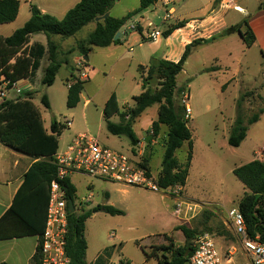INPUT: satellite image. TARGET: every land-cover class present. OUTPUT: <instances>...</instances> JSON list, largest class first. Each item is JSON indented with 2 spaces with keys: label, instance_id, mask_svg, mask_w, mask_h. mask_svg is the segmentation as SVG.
<instances>
[{
  "label": "rangeland",
  "instance_id": "374dc122",
  "mask_svg": "<svg viewBox=\"0 0 264 264\" xmlns=\"http://www.w3.org/2000/svg\"><path fill=\"white\" fill-rule=\"evenodd\" d=\"M137 1L130 0L128 4L131 6ZM22 4L20 17L14 24L19 28L25 24L30 7L25 0ZM239 4L241 10H231L227 14L228 29L244 21L249 23L253 16L264 10V0H240ZM156 8L149 15L156 25L163 28L161 20L154 15L158 12L162 15V5L159 3ZM202 12L192 16H199ZM122 14L123 6H114L111 15L120 17ZM94 28V22L88 24L76 35L65 39L63 45L66 44L67 49L76 47L79 41L89 37ZM11 29L2 28L1 34ZM245 29L247 26H244ZM163 39L149 41L148 44L160 47ZM121 45L115 56L104 48L93 46L88 55L89 63L84 65L78 64L76 54L66 53L63 57L68 58L69 63L62 65L52 86L43 85L39 73L35 82L36 91L32 92L33 103L41 112L45 126L50 128L55 120L61 123L71 120L73 123L59 138L61 151L74 136L87 133L103 146L131 155L130 140L110 134L104 118L113 94H116L121 111H127L134 105V96L142 92L135 53L130 49L138 48L128 43L126 38H122ZM72 72L89 76L85 80L83 98L75 108L67 106V79ZM180 89L189 91L193 111L188 122L192 131L193 161L186 191L181 192L180 198L198 205L195 217L188 221L176 218L173 215L176 197L169 192L125 187L117 183L113 185L111 183L114 182L86 175L76 176L77 206L86 198L89 200L84 205L86 210L106 204L125 212L115 216L97 212L87 220L85 234L90 242L87 249L90 264H159L155 257H148L147 254L153 251L160 257L170 256L163 247L170 244L174 248L183 246L185 237L178 230L180 226L196 230L197 235L209 233L223 253L235 246L239 254V238L233 231L228 212L238 208L246 188L233 171L254 159L264 158V114L257 123L249 126L247 137L239 147L230 146L228 139L238 115L248 120L264 108V51L259 44L247 46L240 32L235 30L201 47L193 46L183 72L177 77L175 102L177 107L182 108ZM9 94L13 96L15 92ZM43 95L48 96L50 109L42 104ZM86 100H90L88 105H85ZM157 118L158 105H154L136 120L134 131L138 134L142 130L149 132L151 122ZM112 121L119 122V116L113 117ZM163 129L167 131L168 127L165 125ZM156 141L148 151L152 149L151 171L158 180L164 156L163 136ZM189 151L187 142L177 150L176 156L181 163L187 161ZM91 184L94 187L90 189ZM107 191L110 192L108 201ZM76 213H81L79 207ZM175 222L177 225L172 228ZM96 258L100 260L96 262Z\"/></svg>",
  "mask_w": 264,
  "mask_h": 264
},
{
  "label": "trees",
  "instance_id": "16d2710c",
  "mask_svg": "<svg viewBox=\"0 0 264 264\" xmlns=\"http://www.w3.org/2000/svg\"><path fill=\"white\" fill-rule=\"evenodd\" d=\"M118 0H80L70 9L62 19L53 15L44 14L36 6L31 5V17L26 23L16 29L10 36H0V85L1 77L7 80L18 82L33 78L40 68L42 58L47 55L49 64L44 71L42 84L52 86L55 83L57 74L62 65L68 63L61 59L60 45L53 40L54 36L64 39L76 35L81 29L98 17L109 14ZM158 0H140V7L127 14L121 19L109 15L102 21L96 22L95 30L89 37L77 43L67 54L76 51L86 57L93 46L109 47L118 44L121 39L115 40L118 33L134 17L141 15ZM220 2V0H218ZM20 11L19 0H0V25L14 22ZM182 25H173L165 29L164 37H169L175 29ZM244 26L247 29L244 30ZM235 30L240 32L247 46H252L256 37L248 21L235 28H229L225 32ZM142 34V28H139ZM44 34L48 38L47 47L35 44L28 48L32 35ZM210 40H197L195 43H208ZM194 44H191L193 46ZM190 45L181 59L176 63L166 59L153 57L148 65L138 67L142 82V92L134 96V105L127 111H121L117 104L116 94H113L111 102L104 112L106 128L114 136H125L132 144V152L140 143L133 124L150 107L158 105V118L152 122V135L158 137L163 126H167V139L162 161V169L158 176V183L161 188H167L180 184L185 186L190 174L193 158L192 131L188 126L189 120L185 118L184 108H179L175 102V91L177 89V77L184 69L187 61ZM73 84L68 90L67 106L75 108L81 101V94L84 91L85 80H81L72 72ZM182 90L180 89L179 92ZM34 93L23 92L17 99H5L0 103V142L17 151L35 158L37 161L29 168L25 175L24 182L16 196V200L5 216V219L12 214H18V201L26 194H31L37 199L43 196L44 215L38 224H32L30 230L21 233L9 234L0 233L1 238L25 236L28 234L41 235L44 231L47 217L50 184L55 179L57 167L54 164V156L59 150V138L66 128L65 123L52 121L50 128L44 126L43 117L39 109L33 103ZM45 108L50 109V101L47 95L41 98ZM264 114V108L259 109L248 120L238 115L232 126L228 143L232 147H239L246 139L249 126L257 123L260 116ZM119 116V122L111 121L113 116ZM189 144L187 161L181 163L176 152L185 143ZM151 154L143 157L141 166L147 167L150 171ZM233 173L246 188L244 196L239 202L238 208L243 214L249 236L264 239V160L254 159L249 163L237 167ZM66 192L68 202H75L76 188L70 178L60 181ZM97 212H105L111 215H124L125 212L110 205H98L91 209L83 210L80 214L69 213V229L67 234V254L70 264H88L86 260L88 243L85 236L87 220ZM185 237V244L174 248L172 244L163 247L170 256L160 257L157 253H148V257H155L159 264H186L188 258L194 251L193 242L196 239L197 231L185 226L178 227ZM100 260L98 258L97 262Z\"/></svg>",
  "mask_w": 264,
  "mask_h": 264
},
{
  "label": "crops",
  "instance_id": "0c3cea01",
  "mask_svg": "<svg viewBox=\"0 0 264 264\" xmlns=\"http://www.w3.org/2000/svg\"><path fill=\"white\" fill-rule=\"evenodd\" d=\"M79 1L80 0H25V3H29L30 7L31 5H36L44 14H50V15L55 16L58 19H62L66 15V13L70 9H72ZM129 1L130 0H118L115 3L114 6H117V5L123 6V14L120 17H114L113 15H111L114 6L110 10L109 15H111L112 17L116 19H121L125 17L127 14L135 11L136 9L140 7V0H138L137 3L134 2L131 6H129L128 4ZM19 2H20V11H19V15L17 19L20 17L21 8L23 5L22 0H19ZM159 3L160 2L158 1L155 5L150 7L148 10L143 12L141 15L134 17L133 19L141 18L143 22L145 20H152V18L149 15V12L154 13ZM218 5H219L218 0H176L174 2V10H175L174 17L169 23L164 25V29H167L168 27L173 26V25H182V26L181 27L179 26V28L175 29L174 32L169 37L166 38L163 36L162 38H164L163 39L164 41L160 47L154 48L153 46H150V44H148L150 40H148V38L146 37L143 27H142L143 29L142 34L138 31H131V30L123 28L121 30L119 38L121 39V41H122V38H126L128 43H133L134 45L137 46L138 48L137 50H135L133 47H131L130 49L133 50V52L135 53L134 59H136L135 62L138 67L140 65H148L150 60L153 57L162 58V59H166V60L177 63L183 56L187 45L191 46V44H194L193 46L195 47H201L203 45H206L216 40L217 38L222 37V35L225 34V32L228 29V25L226 22V17H227L228 12L224 14L223 16H221L219 20L220 24L217 29L209 31L208 29L205 28L211 25L210 24L211 17L214 11L217 9ZM30 7H29V12L27 14V18L24 23H26V21H28L29 18L31 17ZM163 10L164 9L162 7L161 8L162 15H163ZM198 11H203V12L199 14V16H192L198 13ZM263 13H264V10H261L259 15L253 16L251 20L249 21V25L256 37V41L253 45L259 44L260 48L264 51V15H262ZM154 15H156L157 18L161 20L162 15H160L159 12L158 14H154ZM15 22L16 21L12 23L0 25V36L2 37L10 36L16 29H18L19 26H14ZM96 22H94L95 28H96ZM161 24H162V20H161ZM194 24L201 25L202 27L201 33H199V35L198 34L195 35V33H193V30L191 27ZM2 28H7V29L12 28V29L7 30L6 34H1ZM53 40L60 45L61 59H66L63 56L66 53H68L69 49H71L72 47L67 49L66 44L65 46L63 45L65 39L62 37L59 39H56L54 36ZM197 40H210V42L198 44V43H195V41ZM35 44H41L44 47H47L48 38L44 34H34L32 35L30 42L27 46L28 48H31ZM121 47L122 45L120 42L118 44H113L109 47H105L104 49L108 50L110 52V55L115 56V55H118L119 49ZM77 53L79 52L76 51L75 53H73V54H76L77 60L82 57L85 62L84 64L89 63V59H90L89 56H88V59H85V57H83L80 53L79 54L81 56ZM214 58H216V56H214ZM67 60L69 61L68 58ZM48 64H49V60H48L47 55H45L41 60V65H40V68L37 70L36 75L33 78L19 81L24 92L36 91V88H35L36 79L39 76V73H41V81H42L44 71L46 67L48 66ZM67 81H68V84L69 82H74L72 78V73H70V77L67 79ZM16 97H17L16 94H14L13 96H10V94H8V99H15ZM82 98H83V92L81 94V100ZM89 103H90V100L85 101V105H88ZM113 117H117V115ZM112 118H111V121H112ZM152 122L150 124L151 130L149 132L142 130L140 134L136 133L138 138L140 139V143L136 149V154L132 152V147L130 148L131 156L133 157L135 162L142 161L143 157L147 154L152 155V149L149 151L148 149H150V145L156 144L157 142L156 139H161L163 136L164 143L167 139V131H164L163 128H162L161 134L158 137L156 138L153 137ZM72 126H73V123L69 128H71ZM45 128L49 129L46 126ZM164 145L165 144H162V146L164 147V151H165ZM58 151H60V149ZM260 160H264V158H261ZM36 161L37 160L35 158L29 155H26L20 151H17L9 146H6L0 142V233L1 234L3 233L15 234V233H21L22 231H28L31 229L30 226H32V224H38V222L42 221V217L44 215L43 196L37 199L31 194H26L22 196L20 200L18 201V214H12L8 216L7 219H5V216L9 214V211L12 208L16 200V196L24 182L26 173ZM192 161H193V158H192ZM149 166H150V171H151V165L149 164ZM191 167H192V163H191ZM79 175H83V174L75 173L69 177L72 184L76 188V199L74 202L75 213L77 212L78 207L81 209V212H82L85 209L84 205H86V203H89V201H87L86 198H83L82 201L79 203V206H77L78 184L76 183L75 179H76V176H79ZM111 184L115 185V183H111ZM187 184H188V180H187L186 185L183 186L185 191L187 188ZM93 187H94V184H91V186H89L90 189ZM106 196H107V201H108L110 199L109 191H107ZM89 197H91V195H89ZM103 205H106V204H103ZM176 225H177V222L173 224L172 228ZM38 241H39L38 235H32V234H28L25 236L1 238L0 239V264H31L33 263L35 254L37 251ZM87 243L88 245H90L89 241H87ZM86 260L88 264H90V262L88 261L87 255H86ZM96 260L98 259L96 258L95 261Z\"/></svg>",
  "mask_w": 264,
  "mask_h": 264
},
{
  "label": "built area",
  "instance_id": "2783aa9c",
  "mask_svg": "<svg viewBox=\"0 0 264 264\" xmlns=\"http://www.w3.org/2000/svg\"><path fill=\"white\" fill-rule=\"evenodd\" d=\"M163 7V28L156 25L153 20L136 18L130 20L123 28L138 31L144 28L148 40L157 41L164 36V25L169 23L175 14L174 2L176 0H158ZM240 0H220L214 11L210 26L205 27L209 31L219 27L221 16L231 10H241ZM193 33H201V25L194 24ZM143 31V29H142ZM79 65H84V59L78 60ZM81 80L89 78L87 74L77 75ZM0 101L8 99V94L14 91L16 98L23 94L20 82H12L4 76L1 77ZM73 82H69V88ZM189 91H182L181 103L185 110L186 120H190L192 108L190 106ZM0 102V103H1ZM65 124L70 127L71 120ZM142 162H135L131 155L122 151L103 146L94 136L87 133L76 135L64 150H60L54 156V164L57 167L55 179L50 184L49 203L44 231L38 235V246L33 263L31 264H70L67 254V234L69 229V202L66 192L60 181L69 178L75 173H81L91 178L106 180L125 187H142L159 192L163 190L176 197L173 215L186 221L195 217L198 205L180 198L183 186L176 184L167 188H161L158 180L147 167L141 166ZM91 198V197H89ZM87 201H89L87 199ZM228 219L232 224L234 233L239 238V254L235 246L223 253L214 238L209 233H203L193 242L194 251L186 264H264V239L260 236L251 238L248 233L245 218L239 208H233L228 212ZM238 254V255H237ZM237 255V257H236Z\"/></svg>",
  "mask_w": 264,
  "mask_h": 264
},
{
  "label": "water",
  "instance_id": "95a60500",
  "mask_svg": "<svg viewBox=\"0 0 264 264\" xmlns=\"http://www.w3.org/2000/svg\"><path fill=\"white\" fill-rule=\"evenodd\" d=\"M108 16H109V14H106V15L103 16V17H98V18L96 19V21H97V22H98V21H102V20H104L105 18H107ZM119 36H120V33H118V34L116 35L115 40H117V39L119 38ZM85 59H88V56H86ZM69 209H70V212H71V213H75L74 202L71 201V200L69 201Z\"/></svg>",
  "mask_w": 264,
  "mask_h": 264
}]
</instances>
